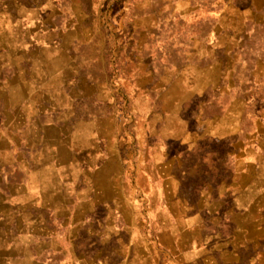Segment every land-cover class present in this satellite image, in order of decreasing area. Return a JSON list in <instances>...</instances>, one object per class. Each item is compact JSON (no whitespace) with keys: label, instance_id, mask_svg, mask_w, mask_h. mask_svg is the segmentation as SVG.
Masks as SVG:
<instances>
[{"label":"rangeland","instance_id":"1","mask_svg":"<svg viewBox=\"0 0 264 264\" xmlns=\"http://www.w3.org/2000/svg\"><path fill=\"white\" fill-rule=\"evenodd\" d=\"M16 1L38 5L33 19L13 24ZM41 69L64 82L40 84ZM58 116L61 149L46 155L62 174L92 182L108 161L129 195L132 231L108 235L114 263L140 253L169 264L181 216L223 232L228 218L205 213L222 195L252 191L264 211V0H0V242L32 226L34 250L54 260L106 239L99 218H67L42 190L37 133ZM91 136L98 161L81 147ZM138 241L154 250L116 246Z\"/></svg>","mask_w":264,"mask_h":264},{"label":"crops","instance_id":"2","mask_svg":"<svg viewBox=\"0 0 264 264\" xmlns=\"http://www.w3.org/2000/svg\"><path fill=\"white\" fill-rule=\"evenodd\" d=\"M37 7L38 5L33 3L13 2V24L33 19V17H29L28 12ZM63 75L64 72L60 70L43 71L41 69V72L36 76L37 82L40 84L51 82L52 78L61 84L64 82ZM45 87L43 86V89ZM32 121V118H29V127H31V132H34ZM63 121L65 122L64 118L60 116L53 125H46L43 121L37 133L38 144L42 147L40 153L42 162L40 165L50 172V179L43 180L40 183L42 190L45 192L44 195L52 194V199L59 202L58 210L62 211L61 213H64L63 215L67 218L70 217L75 221L87 217L91 219L99 218L96 225L106 235V239L87 243L86 246L89 250L95 252L88 254V256H77L73 252L75 250V245H73L74 247L67 248V251L58 249L62 252L59 253L60 257L54 260L41 257L45 253L43 249L39 250L40 252L34 250L33 233L35 230L32 226H27L24 231L25 237H13V241L8 242L7 246L0 242V264H117L114 263L112 257L114 244L108 240V235L112 237L118 232L119 228L127 232L133 229L131 222L128 220L129 217L132 219L133 215L128 206L129 195L124 194L123 189L109 178L111 174L108 173L106 167L108 161H104L91 182L81 177L80 174L71 171L74 169L68 168L69 173L64 176L60 162H54L58 158V154L55 152L57 156L52 159L49 157L50 155H46L48 152L51 153V146L55 145L61 149V146H59L61 145L60 141L56 144L54 140L51 142L49 130L51 126L56 128L57 130L53 132H57L58 137L62 138L61 132L63 129L60 122ZM92 138L93 136L81 147L85 149L89 161H98L100 159L99 151L95 143H92L94 141ZM53 159L55 160L53 161ZM219 201L218 204L209 205L205 213H209L208 215L213 216V218L214 216L222 219L228 218L227 224L223 227V232L220 230L208 232L204 228L201 234L203 223L194 214L181 216L182 220L170 222L169 225L173 227H170V231L175 235L178 232L184 233V237L182 238L181 235L167 247L164 245L165 248L174 251L172 254L173 259L169 264H264V222L261 221L263 216H260L264 215V211L257 210L258 196L254 195L252 191L247 194L240 191L229 196L222 195ZM181 217H177V219ZM116 220H123L122 226H117ZM76 246L78 247L79 244ZM116 246L117 249L122 251L145 252L154 250L152 244L140 241L117 242ZM137 254L132 253L127 258L121 257L118 264H162L156 258H146L141 256L140 253L136 257ZM144 255H147V253H144Z\"/></svg>","mask_w":264,"mask_h":264}]
</instances>
